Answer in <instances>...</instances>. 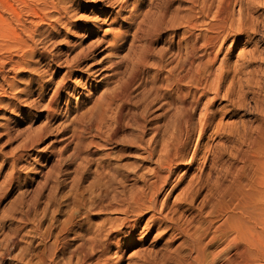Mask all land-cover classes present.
Here are the masks:
<instances>
[{
	"label": "rangeland",
	"instance_id": "374dc122",
	"mask_svg": "<svg viewBox=\"0 0 264 264\" xmlns=\"http://www.w3.org/2000/svg\"><path fill=\"white\" fill-rule=\"evenodd\" d=\"M67 1L58 21L59 0H0V264H226L227 254L250 264L232 248L218 255L229 243L252 247L253 263L264 264V225L219 235L239 220L220 189L239 176L251 181L257 168L264 182V38H231L210 63L202 52L187 58L178 43L186 26L176 21L154 37L130 30L115 52L108 43L115 29L127 30L135 15L144 19L143 9L151 10L150 25L159 1ZM259 8L244 13L264 30ZM36 12L48 22L39 33ZM234 14L240 17L239 5ZM242 50L255 52L251 64L238 57ZM72 60L81 62L69 66ZM169 72L181 78L170 87L175 98L164 81ZM115 91L114 107L102 116L103 95ZM207 115L212 121L201 136ZM169 142L177 143L171 151L181 164L163 183L157 176L168 171L157 169ZM153 186L162 187L157 209L166 219L150 226L148 213L135 222L128 198Z\"/></svg>",
	"mask_w": 264,
	"mask_h": 264
},
{
	"label": "bare ground",
	"instance_id": "6f19581e",
	"mask_svg": "<svg viewBox=\"0 0 264 264\" xmlns=\"http://www.w3.org/2000/svg\"><path fill=\"white\" fill-rule=\"evenodd\" d=\"M74 1V0H73ZM79 1V0H78ZM115 1V0H114ZM142 1V0H141ZM154 1V0H153ZM159 4H160V9H159V14H155L156 16L155 18H152L150 25L147 24L148 19L150 16L148 15L149 12H151V10L145 11L146 13H144V9L141 11V15H145L144 19H140L139 17L136 20V15L134 16L132 21H136L131 22L130 26L127 28V30L125 29L124 31H122L119 27L120 30L115 29V32H113V39L111 41H107L111 46L113 51H117L119 46L122 45V40H125V38L127 37V35L130 33V30L136 28V31L134 34V37L137 38L138 36L141 35V30L145 29L147 32H145V35L148 37H154V36H159L161 34V32L163 31V29L167 26H175L176 25V21L180 22V24H183L186 26L185 28V32H183V34L180 36V40L178 41L179 43V47H184L186 50V56L187 58H190L188 56H199V54L202 52V54L204 55H208L209 60L208 62H213L215 61V59H217L216 57L220 54V52H222V50L225 47V43L227 42V40L233 38V39H241L243 37H245V41L248 44H251L253 41H255L254 43H259L262 41V39L264 38V30H261V26L259 25L256 26L254 24H251L250 22V17L246 16V14L244 13V11L247 9L254 11V8L256 7H263L264 8V0L263 1H259V0H182L184 3H188L187 6H178L176 9L174 7L176 0H158ZM80 2V1H79ZM124 0H117L116 2H109L113 5L117 4V3H123ZM145 2V1H144ZM69 3L67 0H59V4H61L62 6H55V8L58 10L57 12L59 13V15H57V20L59 21L62 17H65V15L63 16V9H66V4ZM143 3V2H142ZM153 3V2H152ZM71 4V3H70ZM110 4V5H111ZM127 4V3H124ZM108 5V4H107ZM109 6V7H112ZM235 5H239L241 8V14L239 18H235L234 14V6ZM116 6V5H115ZM114 6V7H115ZM123 4L120 6V8L122 9ZM109 7H106V9L108 10ZM124 7V6H123ZM138 7H140V2L139 5L136 4L135 6V12H137L136 10L138 9ZM174 7V8H173ZM119 8V9H120ZM259 8V9H260ZM141 9V7H140ZM245 9V10H244ZM67 10V9H66ZM114 10V9H113ZM139 10V9H138ZM256 10V9H255ZM121 11V10H120ZM184 14H183V13ZM256 12V11H255ZM37 13V12H36ZM122 13V12H121ZM247 13V12H246ZM249 13V12H248ZM38 14V13H37ZM105 14V13H104ZM111 14V13H110ZM109 14V15H110ZM120 15V14H119ZM134 15V14H133ZM138 15V14H137ZM172 16V22L171 20H169L168 16ZM212 15V20H208L209 17ZM48 18L52 17L51 15H47ZM56 17V16H55ZM105 17V16H104ZM119 17V16H118ZM125 17V16H124ZM129 17V16H128ZM54 18V17H53ZM100 18V16H99ZM117 18V17H116ZM132 18V17H131ZM255 18V17H254ZM125 19V18H124ZM54 20V19H53ZM101 20V19H100ZM126 20V19H125ZM258 20V19H257ZM112 21V20H111ZM109 22V21H108ZM113 22V21H112ZM40 23H48L47 19H45L43 16L41 15H37V19L35 20V24H36V33L40 32ZM102 23V22H101ZM105 23V21H104ZM111 23V22H110ZM118 23V22H117ZM116 23V24H117ZM55 24V23H54ZM129 24V23H128ZM112 25V24H111ZM115 26V25H114ZM121 26V24H120ZM125 26V25H124ZM127 26V25H126ZM135 26V27H134ZM178 26V25H177ZM122 27V26H121ZM183 27V26H182ZM111 28V27H110ZM109 28V30H110ZM124 28V27H123ZM180 28V27H179ZM263 28V27H262ZM100 28H98L99 30ZM113 29V28H111ZM171 29V28H169ZM178 29V28H177ZM97 30V29H96ZM108 30V29H107ZM108 30V31H109ZM144 30V31H145ZM112 31V30H111ZM109 31V32H111ZM166 31V30H165ZM100 32V31H99ZM108 32V33H109ZM106 33V32H105ZM103 33V34H105ZM107 34V33H106ZM93 35V33H92ZM103 36V35H102ZM101 36V37H102ZM98 37V36H97ZM106 37V36H103ZM102 37V38H103ZM257 37H261L262 39H258L255 40ZM100 39V38H99ZM104 40V39H103ZM135 40V39H134ZM140 40V39H139ZM144 40V39H143ZM101 41V40H100ZM133 41V40H131ZM102 42V41H101ZM233 42V41H232ZM100 43V42H99ZM143 43V42H142ZM130 44V43H129ZM99 45V44H98ZM100 46V45H99ZM34 52H36L38 50V43L37 40H33V45H32ZM31 47V48H32ZM93 47V46H92ZM145 48V47H144ZM93 49V48H90ZM146 49V48H145ZM95 50V48L93 49ZM92 51V50H91ZM90 51V52H91ZM149 51V50H148ZM229 51H231V48L227 49V53H229ZM33 52V53H34ZM89 52V51H88ZM84 53V52H83ZM86 53V51H85ZM84 53V54H85ZM139 53V52H138ZM255 52L250 51V52H245L244 50H242L238 57L239 58H243L245 60V62H247L248 64H251L254 59H255ZM88 54V53H87ZM115 54V53H114ZM140 54V53H139ZM179 54V53H178ZM185 54V53H183ZM86 55V54H85ZM84 58H87L85 57ZM141 55L143 56V54L141 53ZM145 55V54H144ZM80 54L77 56V59H79ZM76 57V56H75ZM145 57V56H144ZM144 57H140L137 58L141 64V62H145L146 60H144ZM200 57V56H199ZM203 57V56H202ZM206 57V56H205ZM82 58V57H81ZM128 58V57H127ZM193 59V58H192ZM185 60V59H184ZM194 60V59H193ZM218 60V59H217ZM20 61V60H19ZM132 61V60H131ZM136 61V60H135ZM134 61V62H135ZM187 61V60H185ZM184 61V62H185ZM224 61V60H223ZM75 62L77 64H75ZM81 62V61H80ZM79 60H72V62L70 63L69 66H75V65H79ZM137 62V63H139ZM162 62V61H161ZM202 62V61H201ZM21 63V62H20ZM179 63V62H177ZM193 63V62H192ZM221 63V62H220ZM96 64V63H95ZM201 64V63H200ZM138 65V64H136ZM158 65V64H157ZM180 65V64H179ZM183 65H185L183 63ZM182 65V66H183ZM187 65V64H186ZM189 65H191L189 63ZM188 65V68H190ZM202 65V64H201ZM210 65V64H209ZM142 66V65H141ZM163 66V65H162ZM174 66V65H173ZM197 66V65H196ZM24 67V66H23ZM26 67V66H25ZM24 67V68H25ZM177 68V66H175ZM179 67V66H178ZM184 67V66H183ZM186 67V66H185ZM192 67V66H191ZM195 67V66H194ZM199 67H201L199 65ZM203 67V66H202ZM212 67V66H211ZM72 68V67H71ZM135 68V67H134ZM199 69V68H198ZM172 70V69H171ZM174 70V68H173ZM177 70V69H176ZM70 72V71H69ZM199 72V71H198ZM202 72V71H201ZM187 73V72H186ZM206 73V72H205ZM251 73V72H250ZM177 75V74H176ZM198 75V74H197ZM158 76V75H157ZM178 76V75H177ZM175 76L173 73L167 74V76H165L164 81H168L170 84L166 85L168 90H170L171 96L172 98L176 97V94L174 93V91H171L172 86L177 85L178 83L181 82V78L179 79L180 82H178V77ZM181 76V75H180ZM185 76V75H184ZM190 76V75H189ZM203 77V76H202ZM159 78V77H156ZM185 78V77H184ZM197 78V77H195ZM209 79V78H208ZM226 79V78H224ZM195 81V80H194ZM210 82V80H209ZM214 83V81H213ZM157 84V83H156ZM197 84V83H196ZM223 84V83H222ZM231 84V83H230ZM158 85V84H157ZM154 84V87L156 89H159V86H157ZM186 85V84H185ZM191 85V84H188ZM195 85V82H194ZM208 85V82H207ZM210 85V84H209ZM64 86V85H63ZM63 86L61 88H63ZM153 86V85H152ZM197 86V85H196ZM199 86V83H198ZM60 89V86H58ZM70 87V86H69ZM153 87V88H154ZM162 87V84H161ZM201 87V86H200ZM154 88V89H155ZM165 88V87H164ZM206 88V85H205ZM210 88V87H209ZM222 85L221 83L218 84L215 87V92L216 95H219V92L221 91ZM231 88V87H230ZM228 89L227 91V95L230 93ZM166 89V88H165ZM61 90V89H60ZM149 90V89H148ZM59 91V90H58ZM58 91L54 94H59ZM76 91V90H75ZM205 91V90H204ZM209 91V90H208ZM112 92V91H111ZM122 92V91H121ZM207 92V91H206ZM189 93V90H188ZM107 94V93H106ZM105 94V95H106ZM116 91L115 93H112L110 96H105L103 95V100L100 101V103L103 101V105L101 106V104L99 106H101L100 108H102L103 112H102V116H105L108 113V110L111 108V106H113V102L114 99L119 95ZM186 94V93H185ZM195 94V92H194ZM203 95H206V93H202ZM113 95V96H112ZM70 96V95H69ZM182 96V95H181ZM188 96V95H187ZM57 96H53V99L50 101L52 104L55 101V98ZM120 97V96H119ZM122 97V96H121ZM178 97V96H177ZM183 97V96H182ZM194 97V96H193ZM196 97V95H195ZM194 97V98H195ZM217 96H215L214 98H216ZM52 98V97H51ZM186 98V97H183ZM193 98V100H194ZM200 98V97H199ZM117 99V98H116ZM178 99V98H177ZM180 99V98H179ZM178 99V100H179ZM192 100V101H193ZM196 100V98H195ZM174 101V100H172ZM197 101V100H196ZM181 102V101H180ZM194 102V101H193ZM176 103V102H175ZM185 105V102H183ZM195 103V102H194ZM198 103V102H197ZM210 103V102H208ZM115 104V102H114ZM123 104V103H122ZM191 104V103H190ZM193 104V103H192ZM191 104V105H192ZM177 105V104H176ZM193 106V105H192ZM190 106V109L191 107ZM196 106V104H195ZM50 107V106H49ZM114 107V106H113ZM120 107V106H119ZM122 107V106H121ZM125 107V106H123ZM185 107V106H184ZM188 107V106H186ZM99 108V107H98ZM99 108V109H100ZM195 108V107H194ZM124 109V108H123ZM122 109V110H123ZM184 109V108H183ZM189 109V110H190ZM188 110V111H189ZM192 111V110H191ZM123 112V111H122ZM187 112V110L185 111ZM189 113V112H188ZM192 113V112H191ZM191 113L187 115V117H184V121L185 123L189 126V124H191L189 122V117L191 116ZM194 113V112H193ZM209 113V112H208ZM207 113V114H208ZM263 113H264V108H263ZM117 114V113H116ZM179 114V113H178ZM98 117V116H97ZM107 117V116H106ZM208 119L210 121L207 120V122H205L204 124L201 125L200 127V135L204 136L206 133L207 128L209 127V125L211 124L210 122L212 121L211 118L212 116H208ZM97 119V118H96ZM100 120V119H99ZM192 121V119L190 120ZM205 121V120H204ZM177 122V121H176ZM203 123V122H202ZM102 125V124H101ZM104 125V124H103ZM177 125V124H176ZM184 125V124H183ZM191 126V125H190ZM177 127V126H176ZM99 128V127H98ZM102 128V127H101ZM186 128V127H185ZM159 129V128H158ZM189 129V128H188ZM166 132V131H165ZM183 132V131H182ZM159 134V133H158ZM161 134V133H160ZM156 135V134H155ZM162 136V135H161ZM175 137V136H174ZM165 139V137H164ZM166 141V140H165ZM165 145V143H164ZM177 147V143L176 142H172L169 144H167L164 149H163V155L160 158V162H159V169H163V171L167 170V174L166 176H160V174L157 176L159 179L162 180L163 183L167 182V179L169 178V176H171L172 172H173V166L174 168L176 167V165H180L181 163L177 162L176 160V155L173 154V151H171V149H173V147ZM162 149V148H161ZM161 151V150H160ZM159 151V152H160ZM177 151V149H176ZM160 157V156H159ZM240 169V168H239ZM258 172L259 169L257 168ZM161 171V170H160ZM238 171V170H237ZM242 171V169H241ZM162 172V171H161ZM257 173H255L254 178L249 181V182H242L243 178L241 176L237 177L235 179V181L230 184V185H226L223 186L220 189V196L223 199H228L229 203H232L236 206V209L239 212V220H237V222H229L227 225L222 226V228H220V234L222 236H227V233L229 231H234L235 232V237L241 236L243 231H258L257 228L259 225H264V182H260V175ZM159 173V172H158ZM234 173V172H233ZM242 173V172H241ZM237 174V173H236ZM240 174V172H239ZM234 176V175H233ZM249 177V176H248ZM247 177V178H248ZM155 184V183H154ZM222 186V184H221ZM162 189V187L158 188L155 186H153L152 188H149V190L147 192H145V190H143V192L138 193L140 191H137V194H134L132 196H130L128 198V203L125 206V210L131 211L134 216H136V219L134 218L133 220L135 222L138 221V219L144 215V214H148L151 213L152 215L150 216V220L147 223V225L152 226L153 224H155L156 222L158 223V221L160 223L164 222V220L166 219V217H162V216H158V209H157V196L160 192V190ZM221 198V199H222ZM227 201V200H226ZM228 206H225V208H223V212H226ZM162 211V210H161ZM128 212V213H131ZM166 216V215H165ZM168 218V217H167ZM153 220V224L151 225V221ZM136 224V223H135ZM135 224H130V227H134ZM162 225V224H161ZM167 226V225H166ZM165 226V227H166ZM169 227V226H168ZM184 230V229H183ZM185 231V230H184ZM200 242V241H199ZM198 242V244H200ZM202 244V243H201ZM198 247L197 252H199V255H201L203 257L204 254V249L201 246ZM249 244L250 245H255L253 241L249 240ZM245 246V245H244ZM243 244H238V243H234L233 245L231 243H229L227 246H225L219 253L222 254L225 251H229L231 248L235 250L237 256H241L243 261L246 263H250V264H254V258L256 256L253 255V249L250 246H246L244 247ZM228 255V254H227ZM226 256H222L223 259H226V264H234L235 263V258L233 257H227ZM204 258H205V254H204Z\"/></svg>",
	"mask_w": 264,
	"mask_h": 264
}]
</instances>
